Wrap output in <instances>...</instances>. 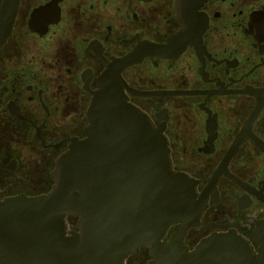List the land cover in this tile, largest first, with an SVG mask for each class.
Segmentation results:
<instances>
[{"label": "flooded vegetation", "instance_id": "flooded-vegetation-1", "mask_svg": "<svg viewBox=\"0 0 264 264\" xmlns=\"http://www.w3.org/2000/svg\"><path fill=\"white\" fill-rule=\"evenodd\" d=\"M175 2L19 0L6 24L12 11L8 0H0V15L6 16L0 179L17 173L27 150L36 152L45 184L40 194L17 190L0 201L51 191L56 160L72 139L86 138L88 108L106 63L146 42L161 54L125 68V86L133 92L191 93L123 91L165 139L170 171L186 175L197 198H204L198 225L186 232L182 246L190 252L212 234L233 231L256 255L257 239L264 236V0H207L198 18L180 17ZM22 172L28 180V171ZM180 226H169L161 241L168 242ZM128 260L146 264L152 258L139 248Z\"/></svg>", "mask_w": 264, "mask_h": 264}, {"label": "water", "instance_id": "water-1", "mask_svg": "<svg viewBox=\"0 0 264 264\" xmlns=\"http://www.w3.org/2000/svg\"><path fill=\"white\" fill-rule=\"evenodd\" d=\"M18 1L8 0L12 12L6 24ZM206 1L176 0L175 9L180 17L198 18ZM4 18L0 15V44ZM161 50L144 42L106 63L88 108L86 138L72 139L56 160L51 191L0 201V264H123L139 248L149 251L152 260L146 264H264V236L257 239L256 255L233 231L212 234L190 252L182 246L186 232L198 225L204 198H197L186 175L170 171L165 139L123 91L141 96L191 93L133 92L120 76ZM38 163L36 152L23 151L17 173L0 179V198L17 190L40 194L45 184ZM24 168L28 180L22 179ZM222 172L221 166L216 176ZM174 224L181 226L162 242Z\"/></svg>", "mask_w": 264, "mask_h": 264}, {"label": "trees", "instance_id": "trees-1", "mask_svg": "<svg viewBox=\"0 0 264 264\" xmlns=\"http://www.w3.org/2000/svg\"><path fill=\"white\" fill-rule=\"evenodd\" d=\"M70 217V216H69Z\"/></svg>", "mask_w": 264, "mask_h": 264}]
</instances>
